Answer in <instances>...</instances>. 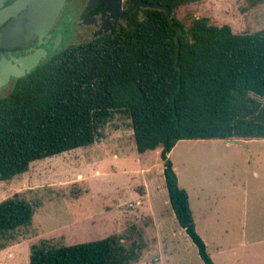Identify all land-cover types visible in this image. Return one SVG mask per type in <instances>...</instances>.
<instances>
[{"label":"trees","instance_id":"obj_1","mask_svg":"<svg viewBox=\"0 0 264 264\" xmlns=\"http://www.w3.org/2000/svg\"><path fill=\"white\" fill-rule=\"evenodd\" d=\"M137 1L160 8L136 7L125 25L67 46L0 96V180L27 171L35 160L92 144L116 112L124 113L139 153L161 148L176 220L203 262L215 264L168 154L182 139L264 138V29L237 33L207 16L186 26L175 10L199 0L123 4ZM34 211L20 193L0 200V235L29 223ZM123 239L113 233L59 246L43 239L30 245L29 264L138 261L143 242Z\"/></svg>","mask_w":264,"mask_h":264},{"label":"rangeland","instance_id":"obj_2","mask_svg":"<svg viewBox=\"0 0 264 264\" xmlns=\"http://www.w3.org/2000/svg\"><path fill=\"white\" fill-rule=\"evenodd\" d=\"M175 15L186 26L195 17L207 16L237 33L264 29V1L199 0L179 6ZM56 28L65 44L73 40L71 11L62 12ZM7 93L8 87L0 88V96ZM160 149L139 153L130 118L116 112L92 144L35 160L27 171L0 180V200L20 193L35 204L29 223L0 235V264H29L30 245L43 239L59 246L113 233L122 234L126 245L143 242L137 264H205L176 220ZM168 157L179 186L188 193L196 231L204 234L208 253L218 264H232L224 252L239 238L237 252L255 254L234 264H264V258L255 256L264 244L241 241L245 220L248 226L249 218L251 224H261L260 215H251L257 212L243 215V210L264 208V138L182 139ZM146 188L148 199L142 195ZM217 210L223 214L216 215ZM259 230L247 227L245 234Z\"/></svg>","mask_w":264,"mask_h":264},{"label":"flooded vegetation","instance_id":"obj_3","mask_svg":"<svg viewBox=\"0 0 264 264\" xmlns=\"http://www.w3.org/2000/svg\"><path fill=\"white\" fill-rule=\"evenodd\" d=\"M14 1L15 0H0V2H2L0 10L12 4ZM123 2L121 12H125L128 9L125 8ZM106 4L107 0H65L59 16L64 10L71 11L73 25V40L67 44L63 42V35L56 28L58 16L55 23L46 34L40 36L38 33H33L22 42L3 45L2 31L5 30L15 18L20 16L25 11V8L17 11L15 15L5 17L0 23V69H2L0 70V77L7 75V79L5 81L2 79L5 83H1L0 88L8 87L10 92L18 78L25 76L52 55L71 44L87 41L108 33L120 25V19L126 20V18L121 16L115 19L113 12L105 9ZM43 51L44 55L42 54ZM32 55H34V57ZM35 55L38 56L37 63L29 72H26V66L34 61ZM12 71L17 73L22 71V74L16 76L11 73Z\"/></svg>","mask_w":264,"mask_h":264},{"label":"water","instance_id":"obj_4","mask_svg":"<svg viewBox=\"0 0 264 264\" xmlns=\"http://www.w3.org/2000/svg\"><path fill=\"white\" fill-rule=\"evenodd\" d=\"M64 2L65 0H15L12 4L4 7L0 10V23L5 17L15 15L20 9L25 8V11L2 31V44L10 45L22 42L33 33H38L40 36L46 34L58 18ZM122 2L123 0H107L105 9L112 11L115 19H118L119 16L126 18L138 6L143 8H160V5L157 3L137 1L128 7L125 12H121ZM1 4L2 2H0V5ZM42 54L44 55V51ZM32 56L34 57V55ZM37 60L38 56L35 55L34 61L26 66V72H29L30 69L35 66ZM11 73L20 76L22 71L20 73L12 71ZM0 79L1 85V83L7 79V75L0 77ZM2 79H4V81H2Z\"/></svg>","mask_w":264,"mask_h":264},{"label":"crops","instance_id":"obj_5","mask_svg":"<svg viewBox=\"0 0 264 264\" xmlns=\"http://www.w3.org/2000/svg\"><path fill=\"white\" fill-rule=\"evenodd\" d=\"M143 196H145L146 195V197H147V199L149 198V196H150V193H149V191H148V189L146 188V193L145 194H142ZM142 196V197H143ZM260 209H262V210H260ZM260 209H250V210H243V215H248V213L247 212H249L250 213V211H251V213L253 212H257V213H255V214H251V215H260L259 216V221H260V225H253V224H251V218H249V226H248V224H247V222H246V220H245V222L242 224L243 225V229H242V234H241V241L242 240H244L245 241V244H248V245H254L256 242H258L260 245H263L264 244V208H260ZM216 211V210H215ZM222 211H225L227 214H231L232 212H233V210H231V209H222ZM212 214H214V213H212ZM216 215H218V216H220V215H222L223 213H221L220 214V212H219V210H217V213H215ZM218 216H216V217H218ZM220 220V219H219ZM218 220V221H219ZM152 221H153V223L154 224H156L155 223V221H154V219H153V217H152ZM217 221V222H218ZM195 223V222H194ZM230 224V223H229ZM230 227H232V225L230 224ZM247 227H249V229H251V230H253V231H256V230H258V229H260L257 233H255V235H253V236H248V234H247V236H246V234H245V231H246V229H247ZM195 228H196V224H195ZM233 231V230H232ZM201 234V233H200ZM229 235V234H228ZM227 235V236H228ZM201 236L204 238V242H206V244H207V240H206V238L204 237V234H201ZM226 236V237H227ZM225 237V238H226ZM253 237H256V240H254V239H252ZM239 238H237V240H238ZM237 240H236V242L235 243H233V244H231V243H229V246H231V248L230 249H228L226 252H224V250H219V251H221V252H224V253H226L227 255H228V257H229V260L232 262V264H234V263H237L236 261H239L240 259H242V258H249V257H252V256H254V254H255V252H250V253H248L249 252V250L246 252V254L245 255H241L240 253H238L237 252V245L236 244H238L237 243ZM239 241H240V239H239ZM245 246H247V245H245ZM206 247H208V245L206 246ZM209 250V249H208ZM210 255H212L211 256V258H212V260H213V262L215 263V264H218L217 263V261H216V259H214V256H213V254H211L210 253ZM256 258L257 259H259V260H261V259H263L264 258V246H262L261 248H260V250L256 253ZM142 259H141V257H139V259H138V261H136V262H133L132 264H137L138 262H140Z\"/></svg>","mask_w":264,"mask_h":264}]
</instances>
